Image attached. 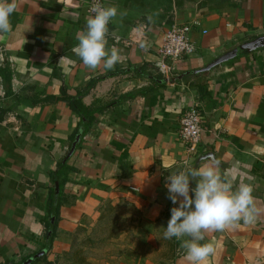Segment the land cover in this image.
Instances as JSON below:
<instances>
[{
	"label": "crops",
	"instance_id": "0c3cea01",
	"mask_svg": "<svg viewBox=\"0 0 264 264\" xmlns=\"http://www.w3.org/2000/svg\"><path fill=\"white\" fill-rule=\"evenodd\" d=\"M85 1L17 0L11 31L0 33V264H24L47 248L52 212L47 253L32 264H63L72 234L110 198L142 197L148 218L165 217L178 206L167 177L207 154L233 190L252 186L257 210L251 224L204 233L201 243L216 246L207 264H264V47L194 73L264 37V0H102L118 8L107 40L121 59L94 70L73 51ZM193 23L195 53L158 73L163 34ZM64 98L79 99L92 115L67 160L82 118ZM191 107L204 128L194 155L178 140ZM178 243L169 258L139 254L122 264H189Z\"/></svg>",
	"mask_w": 264,
	"mask_h": 264
},
{
	"label": "clouds",
	"instance_id": "9594fccd",
	"mask_svg": "<svg viewBox=\"0 0 264 264\" xmlns=\"http://www.w3.org/2000/svg\"><path fill=\"white\" fill-rule=\"evenodd\" d=\"M16 8L17 0H0V33L11 31L10 16ZM90 13L73 51L89 69L101 65L112 69L121 54L116 48H108V25L117 16L118 8L94 0ZM167 181L168 199L178 206L170 209L163 235L165 239L182 240L189 264H207L215 254L214 243H201L205 232H223L239 227L241 221L251 224L255 220L252 186L240 184L233 190L232 180L221 174L218 162L206 161L199 167L179 171L169 175ZM193 181L195 187L190 188Z\"/></svg>",
	"mask_w": 264,
	"mask_h": 264
},
{
	"label": "rangeland",
	"instance_id": "374dc122",
	"mask_svg": "<svg viewBox=\"0 0 264 264\" xmlns=\"http://www.w3.org/2000/svg\"><path fill=\"white\" fill-rule=\"evenodd\" d=\"M147 204L142 197L127 193L103 202L70 237V245L60 257L63 264H122L139 254L171 257L179 245L176 238L163 235L171 212L148 218Z\"/></svg>",
	"mask_w": 264,
	"mask_h": 264
},
{
	"label": "built area",
	"instance_id": "2783aa9c",
	"mask_svg": "<svg viewBox=\"0 0 264 264\" xmlns=\"http://www.w3.org/2000/svg\"><path fill=\"white\" fill-rule=\"evenodd\" d=\"M93 2L94 0L84 2V10L88 16L91 14L90 8ZM100 3L104 5L102 0ZM197 25L198 23L173 25L170 30L163 34L158 49V56L161 60L160 64L156 65L158 73H170L175 63L187 59L195 53V45L191 42L189 34L192 28ZM4 96V88L0 81V100ZM203 129L200 111L196 107H191L181 117L178 131V140L184 146L186 154H196L202 139Z\"/></svg>",
	"mask_w": 264,
	"mask_h": 264
},
{
	"label": "water",
	"instance_id": "95a60500",
	"mask_svg": "<svg viewBox=\"0 0 264 264\" xmlns=\"http://www.w3.org/2000/svg\"><path fill=\"white\" fill-rule=\"evenodd\" d=\"M263 47H264V37H262V38H260V39H258L256 41L250 42V43H245V44L239 46L238 48H236L235 50H233V51H231L229 53H226L222 57L216 59L211 65H209L208 69H211L212 67H215L216 65H220L222 63H226V62L232 60L233 58L239 56L240 54H242L244 52H252V51L256 50L257 48H263ZM201 72H203V71H201ZM188 75H189V73H184V74L178 75L177 77H174V78H171V79H168V80H164L163 82H166V81H171V82L180 81V80H182L183 78H185ZM84 124H85V120L82 119V121H81V123H80V125L78 127L77 133L75 135V138L72 141L71 148H70L69 152L67 153V155L65 157V160H67L73 154V152L75 151L77 145L80 143V140L82 138V134H83V131H84ZM206 161H214L215 162L213 155L212 154H207V155L198 156L195 159V161H194L193 167H198L199 165H201L202 163H204ZM57 186H58L57 184H55V186H54V198H53L54 204L57 202V197H58V187ZM172 207H174V206H172ZM54 220H55V215H54V212H52L51 219H50V224H52L54 222ZM48 237L49 236L47 235V238ZM182 239H187V238L185 237V238H182ZM201 242H203V240ZM49 245H50V241L48 239L47 248L42 250L35 257L28 259L24 264H32L35 260H37V259L41 258L42 256H44L47 253Z\"/></svg>",
	"mask_w": 264,
	"mask_h": 264
},
{
	"label": "trees",
	"instance_id": "16d2710c",
	"mask_svg": "<svg viewBox=\"0 0 264 264\" xmlns=\"http://www.w3.org/2000/svg\"><path fill=\"white\" fill-rule=\"evenodd\" d=\"M209 66L201 69V70H197L196 72H194L195 74H205L207 73L210 69H208ZM203 71V72H201ZM64 100H66L69 104V107L71 108V110H73L75 113H77L82 119L85 120V124L84 127L87 128L88 125L92 122V115L91 112L84 107L81 103L79 99H74V98H64ZM63 168V166L61 167V165H59V169L61 170ZM53 196H54V190L51 191V197H50V202L53 201ZM55 210H57V205L54 206ZM54 224L55 222H53L52 224H50L49 222H47L45 224V227L47 229V235L49 236L48 239L49 241H51L52 237H53V231H54Z\"/></svg>",
	"mask_w": 264,
	"mask_h": 264
}]
</instances>
